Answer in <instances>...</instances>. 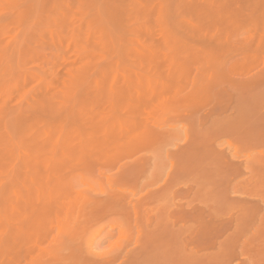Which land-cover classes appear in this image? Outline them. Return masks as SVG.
I'll use <instances>...</instances> for the list:
<instances>
[{"label": "rangeland", "instance_id": "rangeland-1", "mask_svg": "<svg viewBox=\"0 0 264 264\" xmlns=\"http://www.w3.org/2000/svg\"><path fill=\"white\" fill-rule=\"evenodd\" d=\"M213 2L0 0L1 264H264V0Z\"/></svg>", "mask_w": 264, "mask_h": 264}, {"label": "bare ground", "instance_id": "bare-ground-1", "mask_svg": "<svg viewBox=\"0 0 264 264\" xmlns=\"http://www.w3.org/2000/svg\"><path fill=\"white\" fill-rule=\"evenodd\" d=\"M88 1H89V0H88ZM210 1L213 2V0H210ZM86 2H87V1H86ZM86 2H85V3H86ZM207 2H208V0H207ZM214 2H215V1H214ZM214 2H213V3H214ZM216 2H217V1H216ZM216 2H215V3H216ZM83 3H84V2H83ZM139 3H140V2H139ZM159 3H160V2H159ZM87 4H88V2H87ZM89 4H90V2H89ZM188 4H189V3H188ZM83 6H84V5H83ZM198 6H199V5H198ZM204 6H205V5H204ZM79 7H80V6H79ZM84 7H85V6H84ZM86 7H87V6H86ZM86 7H85V8H86ZM188 7L191 8L190 4H189V6L187 5V10H191V9L193 8V7H192L191 9H188ZM82 9H83V8H82ZM87 9H88V7H87ZM201 9H202V8H201ZM201 9H199V11H202V10L204 11V9H202V10H201ZM82 11H84V9H83ZM85 11H86V10H85ZM85 11H84V13H85ZM203 11H202V12H203ZM206 11H207V12L209 11V13H210L211 11L213 12V10H208V9H207ZM206 11H205V12H206ZM215 11H216V10H215ZM86 12H87V11H86ZM192 12H193V11H192ZM205 12H204V13H205ZM204 13H202L203 16H204ZM209 13H207V14H209ZM217 13H219V12H217ZM217 13H216V14H217ZM23 14H24L23 12L20 13V15H23ZM192 14H194V12H193ZM207 14H205V15H207ZM183 15H186V13L183 14ZM194 15H195V14H194ZM194 15H191L190 17L193 18ZM87 16H88V15H86L85 17H87ZM158 16H159V15H158ZM192 16H193V17H192ZM215 16H218V15H215ZM22 17H23V16H22ZM85 17H84V18H85ZM185 17H187V15H186ZM196 17H197V16L194 17L195 20H197ZM18 18H19V17H18ZM88 18H89V17H88ZM159 18H160V17H159ZM188 18H189V17H188ZM191 18H189V19H191ZM204 19H205V17H204ZM85 20H86V19H85ZM89 20H90V21H89ZM91 20H92L91 18L88 19V21H89V25H90V26H93L92 23H91V22H93V20H92V21H91ZM88 21H86V22L88 23ZM201 21H203V20H201ZM191 22H192V21H191ZM193 22H194V21H193ZM87 23H86V24H87ZM90 23H91V24H90ZM93 24H94V23H93ZM94 25H95V24H94ZM87 26H88V25H87ZM90 26L88 27L89 29H90ZM33 28H34V27H33ZM35 28H36V27H35ZM36 29H37V28H36ZM36 29H34V30L32 29L31 31H32V32L34 31V33H35V30H36ZM97 31H98V30H97ZM100 31H101V29H99L98 32H100ZM87 32H89V30H87ZM165 32H166V31H165ZM21 33H22V32L19 31L18 36H19V34L21 35ZM30 33H31V32H30ZM37 33H39V32L37 31ZM42 33H43V32H42ZM90 33H93V32H90ZM22 34H24V33H22ZM31 34L33 35V33H31ZM91 35H92V34H91ZM89 36H90V35H89ZM35 38H36V37H35ZM15 40L17 41V39H15ZM17 43H20V44H21V42H19V41H17ZM17 43H15L17 46H13V47H15V49H16V47L18 48V45H19V44H17ZM4 48H5V47H4ZM4 48H2V50L7 52L8 47L6 48L7 50L4 49ZM20 49H21V47H20ZM0 50H1V49H0ZM2 50H1V52H3ZM17 50H18V49L14 50V51L16 52ZM22 50H23V49H22ZM28 50H29V49H28ZM28 50H27V51H28ZM89 50L91 51V49H89ZM11 51L13 52V48H12ZM18 51H19V52H16V54H14V55H17V53H20V52H21V50H18ZM27 51L24 50V52H27ZM6 52H5L3 55H0V56H1V57L4 56V58H6V57L8 58V56H5V55H7V54H9V53L7 52V54H6ZM24 52H22V54H23ZM28 52L30 53V51H28ZM31 52H32V50H31ZM87 52H88V51H87ZM89 53H90V52H89ZM89 53H88V54H89ZM0 54H1V53H0ZM12 54H13V53H11V56H12ZM25 54H26V53H25ZM80 54H81V53H80ZM84 54H85V53H84ZM90 54H91V53H90ZM17 56H18V55H17ZM29 56H30V55H29ZM29 56H28V57H29ZM33 56H35V55H33ZM36 56H37V55H36ZM79 56L82 57V58L84 57V55H79ZM85 56H86V55H85ZM1 57H0V58H1ZM13 57H14V56H13ZM13 57H12V58H13ZM19 57L23 60V62L21 61V59H17L16 57H14L13 60H14V59L17 60V64H18V65L16 64L17 66H20V65H21V68L25 67V68L23 69L24 72H25V71H27L26 66H25V63L28 62V63L30 64V62H34V61L25 60L26 58L21 57V55H19ZM4 58H3V60H5ZM34 58H35V57H33V59H34ZM36 58H37V57H36ZM10 59H11V58H10ZM31 59H32V57H31ZM85 59H86V57H84V60L82 61L83 64H84ZM87 59H88V58H87ZM6 60H7V59H6ZM16 60H14V61H16ZM18 60H19V61H18ZM89 60H90V58H89ZM14 61H13V62H14ZM90 61H91V60H90ZM0 62H1V61H0ZM18 62H19V63H18ZM7 63H8V62H7ZM10 63H12V61H9V66H12V65H10ZM28 63H26V65H27ZM14 64H15V62H14ZM22 65H24V66H22ZM85 65H87V63H86ZM85 65H84V66H85ZM3 67H4V66H3ZM6 67H7V65H6ZM6 67H5V71H6V69L8 68V67H7V68H6ZM28 67H29V66H28ZM28 67H27V68H28ZM85 67H86V66H85ZM32 68H33V67H32ZM32 68H31V69H32ZM39 68H40V67H39ZM10 69L13 70L14 68H13V67H12V68L10 67L9 70H10ZM15 69H16V68H15ZM31 69H29V71H31ZM33 69H34V68H33ZM33 69H32V70H33ZM41 69H42V68H41ZM37 70H38V69H37ZM2 71H3V70H2ZM5 71L2 72V73H0V74H2L3 76H4V74H10V72L5 73ZM41 71H42V70H41ZM19 72H20V71H19ZM27 72H28V71H27ZM27 72H26L25 74H28V73H29V72H28V73H27ZM20 73H21V72H20ZM21 74H22V73H21ZM29 74H31V75H30L29 77H27V79L29 78L28 81H29V82L31 81V84H34V83H32V82H34L35 80H34V81H33V79L30 80V79H31L30 77H32V75H33V77H36V78H37V76L39 77V75L36 76V75L32 74V72H30ZM13 75H14V74H13ZM13 75H11V77H12ZM22 75H23V74H22ZM5 76L8 77V75H5ZM27 76H28V75H27ZM40 76H41V75H40ZM9 77H10V76H9ZM11 77H10V78H11ZM13 77L16 78L15 75H14ZM13 77H12V78H13ZM24 77H25V75H24ZM33 77H32V78H33ZM74 77H75V76H74ZM15 78H14L13 80H15ZM36 78H34V79H36ZM23 79H24V78H23ZM27 79H26V80H27ZM37 80H38V79H37ZM44 80H45V79H44ZM10 81H11V79H10ZM21 81H23V80L21 79ZM28 81H27V82H28ZM41 81H42V80H41ZM16 82L19 83V82H18V79H17ZM25 82H26V81H25ZM25 82H23V83H25ZM27 82H26V84H27ZM29 82H28V84H30ZM44 82H46V81L40 82L39 84H42V83L44 84ZM4 83H5V86L8 85L7 82H4ZM12 83H15V81H12ZM20 83H22V82H20ZM28 84H27V85H28ZM31 84H30V85H31ZM39 84H38V86H39ZM46 84H47V83H46ZM46 84H44V86H45ZM15 86H18V84H16ZM15 86H14V87H15ZM36 86H37V85H36ZM36 86H35V87H36ZM38 86H37V88H38ZM46 86H48V84H47ZM6 87H8V86H6ZM14 87H13V89H15ZM20 87H21V86H20ZM29 87H30V86H29ZM41 87H42V86H41ZM41 87H39V88L41 89V92H40V95H41V96H40V97L38 96L39 93H38V94L35 93V92H37V91L34 92V90H36L37 88H34V90L32 91V92H34V93L38 96V99H36V97H35L36 101L34 100V102H32V104H33V105L36 104V105H34V106H35V109L37 108V110H43V109H44L43 111H45V110L48 111V108L50 107V106H49V105H50V102L52 101V100L50 99V97H52V96L50 95V92H49V91L47 90V88H46L47 92H49V94H47V95L50 96V97H49V100L47 101V97H48V96L45 94L46 92H45V93L42 92V90H44V88L42 89ZM9 88H10V87H9ZM9 88H6V89H9ZM16 88H17V87H16ZM21 88H23V87H21ZM21 88H20V89H21ZM39 88H38V90L40 91ZM48 88H49V87H48ZM32 89H33V88H32ZM16 90H17V89H16ZM16 90H15V92H16ZM21 90H22V89H21ZM46 90H44V91H46ZM4 91H5L6 96H7V92H6V90H4ZM8 91H10V90H8ZM70 92H71V91H69V95H70ZM10 93H12V90L9 92V94H10ZM66 93H68V92H66ZM66 93H65V95L67 96L68 94H66ZM12 94H14V93H12ZM17 94H18V93H17ZM17 94H16V95H17ZM44 94H45L46 96H45ZM19 95L22 96V94H18L17 97H18ZM10 96H11V94H10ZM30 96H31V95H30ZM34 96H35V95H34ZM70 96H71V95H70ZM0 97H1V95H0ZM2 97H3V96H2ZM26 97L29 99V101H32V99L29 98V95L26 96ZM6 98H8V97H6ZM33 98H34V97H33ZM65 98L67 99L68 97H65ZM17 99H19V98H17ZM22 99H23V98H22ZM22 99H21V100H22ZM24 99H26V98H25V95H24ZM0 100H1V99H0ZM8 100H9V99H8ZM50 100H51V101H50ZM5 101H6V100H5ZM25 101H27V100H25ZM29 101H28V102H29ZM0 102H1V101H0ZM3 102H4V101H3ZM46 102L49 104L48 106L46 105V104H47ZM24 103H25V102H24ZM2 104H3V103H2ZM26 104H27V102H26ZM3 106H5V105H3ZM3 106H2L1 108H3ZM7 106H8V105H7ZM7 106H5V107H7ZM28 106H29V105H28ZM30 106H31V105H30ZM51 106H52V105H51ZM32 107H33V106H32ZM8 108H9V107H8ZM39 108H40V109H39ZM50 108L52 109V107H50ZM49 110H50V109H49ZM52 110H54V108H53ZM9 112H10V111H9ZM12 112H14V111H12ZM3 114L5 115V113H3ZM2 117H3V116H2ZM18 146H19V145H18L17 141H15V139L13 138V136H11L10 134H6L5 136H0V182H1V183L4 182V181H3V178L6 177V176H5V173L7 172V171H5V170H7L6 168L10 169V171H11V170H14L15 167H16V165H17V162H18V159H19V147H18ZM23 146H24V145H23ZM20 147H21V146H20ZM23 149L25 150V148H23ZM17 168H18V166H17ZM17 168H16V170H17ZM29 168H30V167H29ZM12 172H13V171H12ZM39 176H40V175H39ZM44 178H45V177H44ZM35 179H36V178H35ZM41 179H42V178H41ZM41 179H40V180H41ZM52 179H53V178H52ZM41 181H42V180H41ZM59 181H60V180H59ZM6 182H7V181H6ZM33 182H34V181H33ZM46 182H47V181H46ZM1 183H0V184H1ZM3 184H4V183H3ZM35 184H36V183H35ZM39 184H40V183H39ZM64 184H65V182H64ZM59 185H60V184H59ZM3 186L5 187V184H4ZM3 186H2V184L0 185V190H1V187L3 188ZM44 186H47V185L45 184ZM15 187H16V185H15V183H14V188H13V190H12V193L14 194V196H18V195L20 196V195H21V198L18 197V198H20L21 200L17 198L18 201H16V202H19V200H20V202L23 204L22 206H24V207L27 206V203H28V202L26 201V198H24V197H25V195H24L25 193H24L23 191H21V192H20L21 194H19V192L17 191V189H16ZM36 187H37V186H36ZM47 187H48V186H47ZM54 187H55V186H54ZM63 187H64V186H63ZM23 188H24V187H23ZM3 189H4V188H3ZM35 189H36V188H35ZM19 190H22V189H19ZM25 190H26V189H25ZM9 191H10V190H9ZM64 191H65V190H64L62 187H59V186H58V187H55L54 189H53V188H50V189H48V190H46V187H45V191H44V193L47 194L46 196H49V199H50V200H48V202L50 201V204H51V205H54V206L57 207V206H59L58 204H60V203H58V200L56 199L55 196H59V195H61L62 193L64 194ZM0 192H1V191H0ZM9 193H10V192H9ZM39 193H40V192H39ZM42 193H43V192H42ZM67 193H68V191H67ZM63 194H62V195H63ZM0 195H1V194H0ZM10 195H12V194H10ZM10 195H9V196H10ZM62 195H61V196H62ZM38 196H39V194H38ZM10 197H12V196H10ZM30 197H31V196H30ZM41 197H42V196H40V198H41ZM62 197H63V196H62ZM14 198H15V197H14ZM35 198H36V197H35ZM42 198H44V197H42ZM42 198H41V199H42ZM28 199H29V198H28ZM12 200L14 201V199H12ZM12 200H11V201H12ZM15 200H16V199H15ZM37 200H38V199H37ZM56 200H57V203H58V204L56 203ZM59 202H60V201H59ZM12 203H13V202H12ZM21 203H20V205H21ZM41 203H42V202H41ZM50 204H49V205H50ZM17 205H18V204H17ZM20 205H18V206H20ZM43 206H44V205H43ZM56 207H55V208H56ZM32 208H33V207H32ZM53 208H54V207H53ZM55 208H54V210H55ZM59 208H61V207L59 206ZM21 209H22V208H21ZM23 209H24V208H23ZM25 209H26V208H25ZM10 210H11V209H10ZM14 212H15V211H14ZM27 212H28V211H27ZM60 212L62 213L63 211H60ZM6 215H7V214H6ZM6 215L3 216V217H1V218H2L3 220H5V219L7 218ZM56 215H57V213H56ZM64 215H66V214H64ZM0 216H1V215H0ZM9 216H10V217H9ZM66 216H67V215H66ZM1 218H0V224H1V223H4L5 225L7 224L5 229H8L7 226H9V225H10V224H9L10 221L13 220V219L11 218V215H8V218H7L8 221L5 220V221L2 222ZM4 218H5V219H4ZM9 218H10V221H9ZM14 218H15V217H14ZM52 218H54V217H52ZM66 218H67V217H66ZM11 219H12V220H11ZM54 219H55V218H54ZM14 221H15V220H14ZM14 221H13V222H14ZM53 221H54V220H53ZM65 221H66V220H65ZM13 222H12V223H13ZM8 224H9V225H8ZM15 224H16V223L14 222L13 225H15ZM11 225H12V224H11ZM3 226H4V225H3ZM4 227H5V226H4ZM4 227L2 228L3 230H4ZM9 228L11 229L10 231H13L12 228H11L10 226H9ZM13 229H14V228H13ZM8 231H9V230H8ZM8 231H6V232H8ZM10 231H9V232H10ZM14 231H16V230L14 229ZM2 232H3V231H2ZM4 232H5V231H4ZM4 232H3V233H4ZM0 233H1V231H0ZM11 233H12V232H11ZM11 233H10V235H11ZM16 233H17V232H16ZM6 234H7V233H6ZM8 234H9V233H8ZM16 235H18V234H16ZM14 236H15V235H14ZM14 236H13V237H14ZM8 238H9V237H8ZM8 238H7V239H8ZM12 240H13V239H12ZM12 240H11V241H12ZM14 240H15V237H14ZM2 242H3V239H2ZM2 242H1V243H2ZM3 243H4V242H3ZM11 244H13V243H11ZM10 246H11V245H10ZM12 246H13V245H12ZM4 247H5V246H4ZM2 248H3V247H2ZM11 248H12V247H8V246H7L5 249H1V248H0V258H1V256H4V257L7 258L6 260H8V257H9V259H10V257H11V256H10V255H11V252H13V251L11 250ZM14 251H15V250H14ZM4 257H3V258H4ZM11 260H12V257H11ZM11 260H10V261H11ZM0 264H1V263H0ZM2 264H3V263H2ZM4 264H5V263H4Z\"/></svg>", "mask_w": 264, "mask_h": 264}]
</instances>
